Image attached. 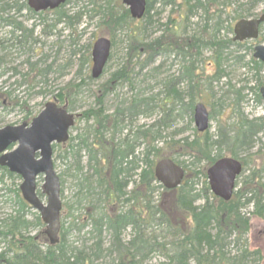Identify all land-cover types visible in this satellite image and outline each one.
I'll return each mask as SVG.
<instances>
[{"label": "trees", "instance_id": "1", "mask_svg": "<svg viewBox=\"0 0 264 264\" xmlns=\"http://www.w3.org/2000/svg\"><path fill=\"white\" fill-rule=\"evenodd\" d=\"M160 1L164 7L168 5L178 7L179 13L175 18L168 17L165 24L159 25L158 36L152 39H148L145 32L153 18L151 11L155 0L147 1L145 14L141 19L144 20V24L138 28L122 25L124 19H129L127 10L121 17H117L109 8L103 10L106 11L105 14L102 12L103 21L107 19L108 25H112L115 31L126 32L125 53L127 60L117 72L110 75L105 83V88H100L102 95L100 94L96 98L98 108L96 110L89 109L77 116V119L81 118L85 121V127L82 134L69 138L67 149L64 151V159L70 157L76 162L81 151H85L83 135L93 134L95 143L88 153L85 151L89 155L88 170L83 172V170L75 168L72 176L77 187L75 204L78 206V211L81 212L78 216L71 218L67 228L81 231L82 228L90 226L91 231L98 235L94 247H82L79 250L66 247L64 230L60 232V240L57 245L54 247L46 245L42 248L36 243L35 238L28 237L30 228L42 227L41 221L36 213H34V223L25 221L23 214L31 209L23 202L16 190L14 203L18 206L19 213L4 220L0 219V264H94L100 257L107 256L116 257L117 264H141L155 252H158L165 262L171 261L172 264H254L260 259L257 252L248 253L246 250V235L250 223L249 218L244 216L242 210L252 196L257 200L251 216L264 218V208L261 204L258 205L260 200H264V151L260 155L259 153L254 154L253 160H247L245 157L240 158V154L247 151L248 143L255 135L256 128L264 127V118L248 121L246 117L238 116L236 123H232L235 127L234 137L227 153L224 154H221L219 149L220 143L224 140L223 136H219L218 141H212L204 133L197 134L191 141L188 139L176 142L166 141L162 137L161 131L158 133L156 122L147 128L139 127L135 132L137 144L140 141L139 145L144 144L143 147L146 148V151L149 149L151 152L150 160L147 158L143 160L141 156L134 157V160H128V154L130 151L132 153V145L128 140H125V143L120 142L121 144L113 143L119 126L123 123L132 126L134 123L129 111L134 113L133 117L141 111L145 118H149L155 110H158L162 113L163 119L164 116L169 117L168 113L173 112L174 105L181 102L180 93L176 89H169L164 84L162 100L157 101L156 96L136 98L126 105V108L119 105L112 113L105 112L102 103L103 94L112 86L134 80L132 73L135 67H138L140 58L145 57L143 65H146L154 64L160 58L168 59L167 56L173 55L174 61L179 66V72L177 77L168 83H175L176 86L185 80L188 83L186 87L191 90L194 85H199L197 75L200 73V68L198 66L202 62V51L207 46L215 51L211 56L217 69L215 76L220 74L218 69L221 67L222 52L227 48L229 41L222 39L219 35L221 22L218 16L221 13H226L230 17L233 16L231 17L232 21H237L251 15L250 12L239 11V5L234 7L233 5L237 4L236 0ZM68 2L69 0L66 4ZM7 8V13L12 10L10 7ZM22 11L34 16L26 4L22 3L15 8L16 14H12L13 18L6 16V20H3L2 14H0V23L10 29L9 42L20 48H31L35 44L33 31L26 29L22 22L17 21L19 19L17 14ZM60 11H56V13L58 12L57 20H63L68 26H73L78 17L76 15L69 16L66 12L59 13ZM195 12L203 13L207 18L204 22L199 21L197 26L201 27L200 32L187 33L184 23ZM213 19L217 23L211 29L208 25L209 21ZM131 22L134 21L131 20ZM230 30L229 27L228 31L230 32ZM111 43L113 47V42L111 41ZM234 45L242 48L244 43H235ZM251 49L249 46L248 50L251 51ZM4 50L3 43H0V66ZM133 60L135 61L133 62ZM249 63L258 69L262 68V65L252 58L249 59ZM81 64L87 66L89 57L83 58ZM162 66L163 64L160 63L152 71H159ZM32 67L33 65H30V72L33 70ZM87 79L90 80V77ZM5 96L9 98L8 95ZM196 97L200 98V96ZM196 97L191 98L185 104L187 107L183 106L189 110L190 117L193 114V101ZM55 98V102L60 107L69 112L72 111L70 100L66 95L58 93ZM4 104L0 95V107L5 108ZM232 108L233 105L230 104L229 110L231 111ZM162 121L161 129L171 127L174 119H163ZM155 128L157 129L155 130ZM159 144H161L160 148H158ZM55 148L58 147L54 146L53 149L55 150ZM166 149L168 153L163 154ZM184 150L186 153H183ZM181 156H189L193 159L194 156H199L200 160L206 161V168L221 157L229 156L238 159L242 164V174L238 179L232 198L228 202H223L213 197L206 184L205 169L198 171L195 166H183L176 160ZM164 158L173 159L177 164L182 165L186 172L182 184L176 190H164L155 181L154 165ZM67 171L68 169H65L63 172ZM245 173H250V176L247 177L248 182L243 176ZM0 174L10 179H18L5 168L0 169ZM59 179L61 187L63 181L61 178ZM198 179L203 182L204 186L197 192L191 186L193 181ZM1 180L0 177V182ZM247 183H249L247 192L251 195L248 199L247 192L243 193V185ZM128 185H132V187L129 192L124 193V189ZM158 190H161V193ZM200 201L202 204L197 205V202ZM66 207L71 209L67 204ZM60 227L61 229L65 227V223L62 224L61 220ZM127 228L131 229L134 236L124 242L123 233ZM103 233L108 234L107 241L105 238L103 241L100 238ZM168 237L175 238V240L170 241ZM6 241L14 242L19 248L14 255L8 256L10 249L4 248L2 244ZM103 242L106 245H103ZM231 243L239 246L240 253L233 256L227 253L226 256L220 257L219 251Z\"/></svg>", "mask_w": 264, "mask_h": 264}, {"label": "rangeland", "instance_id": "2", "mask_svg": "<svg viewBox=\"0 0 264 264\" xmlns=\"http://www.w3.org/2000/svg\"><path fill=\"white\" fill-rule=\"evenodd\" d=\"M21 5L26 4V0H0V3ZM237 7L239 5L242 13L250 12L251 18H255L264 12L263 0H236ZM109 8L117 17L124 15L126 7L122 5L121 0H69L64 7L58 9L61 12H66L67 15H76L78 19L74 22V29L71 31L68 27L62 25H56L54 22L58 19V12L47 11L40 13L38 16H29L25 11L19 12L18 21L23 23V26L33 31V37L35 38V44L31 49H17L5 51L2 54L6 55L4 58V64L0 68V95L4 100L5 108L0 107V128L6 126H19L21 124H28L38 113L44 108V105L49 102L56 101L55 96L58 93L66 95L70 100L72 107L71 113L74 115H81L89 109H97L96 98L98 95H102L100 86L105 84L110 75L117 69H120L124 60V53L126 51V38L125 32L115 31L112 25H108V20L103 21L102 15L105 14L104 9ZM102 11L104 12L102 14ZM101 12V13H100ZM179 13L178 7H164L161 4H154L151 15L154 18V26H147V37L152 39L158 36L157 26L163 25L167 22V18L172 19ZM199 13V12H198ZM10 14H16L15 10H12ZM41 16V17H39ZM23 17H27L23 18ZM230 17V16H229ZM231 17H233L231 15ZM13 18V16H12ZM249 17H246L247 19ZM159 20V21H158ZM143 21L138 23L131 22L130 19H124L122 25H128L129 28L133 26L142 27ZM193 20L192 22H194ZM158 22V23H157ZM236 21L228 20L225 23V27H230V32L225 33L226 38L231 39L233 37L232 27ZM199 21L190 24L189 20L184 23L185 31L187 33L192 31L200 32L201 27L197 26ZM159 24V25H158ZM187 25V26H186ZM72 26V27H73ZM9 28H3L0 26V38L7 37ZM152 32V34H151ZM99 37H105L113 42V47L110 52V60L107 64L106 72L98 80H88L91 73L90 51L92 44ZM223 37V36H221ZM225 37V35H224ZM264 45V25L261 26L258 39L255 41H249L244 43V47L241 50H235L232 47L224 49L221 58V67L218 69L223 78L218 80V76H215L217 69L215 68L214 60L211 58L214 49L207 46L202 51V62L199 64L200 73H198V82L201 88L200 98H195L193 103H202L205 105L208 115L210 117L209 128L204 132L207 135H216L217 129H229L236 123L237 112H242L243 116L248 120L264 118V102L259 96V89L264 87V68L255 74L254 71L246 68V64L249 63L252 51L248 50L256 45ZM89 57V66L80 68V60L82 58ZM237 57H242L239 59ZM30 63H36V68L33 66L32 72H30ZM160 63L163 64L159 73L155 76L147 74V77L140 76L138 67L133 70L132 76L136 87L130 89L127 86H112L111 90L105 94L103 98V107L107 113L114 111L115 107H118L125 100L130 99L134 95H141L145 97L156 96L159 99H163V90L159 86V81L176 76L179 72V66L177 62L170 59L160 58L155 61L151 66L154 69ZM49 70L46 74L41 73V70ZM202 69V72H201ZM144 73V72H143ZM151 73V71H150ZM215 73V74H214ZM255 74V75H254ZM153 75V74H152ZM210 83L205 85V83ZM230 83V88L227 85ZM234 86L235 88L231 87ZM185 87V86H183ZM241 88L240 95L233 94L232 91ZM99 91V92H98ZM98 92V93H97ZM248 92V93H247ZM8 95L9 98H6ZM235 98L239 106L235 105ZM58 99V98H57ZM220 100L223 101L222 107L226 108L227 105L234 104L232 110L229 108L222 110L219 105ZM154 114V113H153ZM189 110L183 106H175L173 109V123L168 129H165L162 133V137L166 141H181L183 139H191L197 134L193 117ZM155 117H161V112L158 111ZM153 117L141 118L139 122L133 124V126L146 127L152 122ZM152 119V120H151ZM157 119V118H155ZM154 121V120H153ZM85 127V121L81 118L75 120L74 127L70 132V138L76 135L82 134ZM254 148L250 151L252 155L262 154L264 151V132L257 135ZM68 143L64 146L58 145L53 151V165L56 174L61 178L63 184L61 186V213L60 220L62 224L65 223V227L71 221L72 217L79 215L78 206L75 202L77 200L74 187L75 181L72 180L74 174L73 160L68 157L64 159V151H66ZM161 147L159 144L158 148ZM168 153V150H164L163 154ZM183 153H186L185 150ZM227 153L226 148L222 152ZM85 153L81 154L82 165L84 166L86 157ZM243 156V155H242ZM241 156V157H242ZM181 156L176 158L178 162L185 167L195 166L196 170L206 169V161L200 160L199 156ZM249 167V164H248ZM65 169H68L66 173ZM86 169L83 168V172ZM205 172V170H204ZM0 219H5L8 215H13L16 210L14 204V190L20 185L21 179H10L7 176L0 174ZM17 177V176H15ZM201 182V181H200ZM42 178L39 177L36 182V188L38 193L41 191ZM201 183L196 187L200 189ZM131 188V186L129 187ZM75 189V190H74ZM20 195V193H19ZM21 197V195H20ZM42 201L46 202V197L42 195L40 197ZM202 201L198 202L201 204ZM70 206L71 209L66 207ZM83 206V205H82ZM247 212V211H246ZM245 212V213H246ZM34 211L31 209L27 212L25 221L28 223H34ZM37 214V213H36ZM64 222V223H63ZM264 227V218L254 217L250 219L248 233L246 235V250L248 253L257 252L260 259L254 264H264V234L258 235L256 229ZM44 231V225L42 227L30 228L28 233L29 237H38L42 240V232ZM90 231V227L86 226L81 229L80 233L71 232L69 236L65 238L66 247H72L75 249H81L84 240L85 248L90 247L93 241L87 232ZM127 237V236H126ZM126 239V238H125ZM108 240V237H105ZM227 253L230 256L238 255L240 248L237 245L231 243L226 247ZM161 262V258H150L146 264H158ZM101 260L94 264H100ZM253 264V263H251Z\"/></svg>", "mask_w": 264, "mask_h": 264}, {"label": "water", "instance_id": "3", "mask_svg": "<svg viewBox=\"0 0 264 264\" xmlns=\"http://www.w3.org/2000/svg\"><path fill=\"white\" fill-rule=\"evenodd\" d=\"M66 0H27V7L38 13L59 8ZM133 20H140L145 13L146 0H121ZM264 23V13L256 19L240 20L233 26V41L256 40L259 26ZM110 41L98 38L91 48V77L97 78L109 57ZM253 59L264 64V46L253 47ZM264 102V87L259 90ZM193 121L198 132L208 128V113L202 104L193 111ZM74 125V117L65 109L49 102L34 117L29 125L6 126L0 128V167L21 179L19 191L25 203L39 214L45 226L44 234L49 243H58L61 211L60 182L52 164V145L64 144ZM241 173L240 163L233 158H221L206 170L210 192L227 202L230 200L236 178ZM43 178L41 191L46 197L44 204L36 194V180ZM184 176L182 167L170 159H162L154 166L155 180L167 190H174L181 184Z\"/></svg>", "mask_w": 264, "mask_h": 264}, {"label": "bare ground", "instance_id": "4", "mask_svg": "<svg viewBox=\"0 0 264 264\" xmlns=\"http://www.w3.org/2000/svg\"><path fill=\"white\" fill-rule=\"evenodd\" d=\"M147 1L148 0H146V3H147ZM26 2H27V0H26ZM66 2H67V0L65 1V3L63 4V5H61L60 7H59V9L60 8H62V7H64V5L66 4ZM160 0H155V4H160ZM18 6H20V5H15L14 6V4H7V3H4V2H2V3H0V14H2V19L3 20H6V16H8V17H12V15L10 14V12L12 11V10H15V8L16 7H18ZM26 6H27V4H26ZM7 7H10L12 10L10 11V12H8L7 13V10H8V8ZM167 7H170V8H172V7H174L173 5H168ZM28 8V7H27ZM29 9V8H28ZM145 9H146V4H145ZM3 10V12H1ZM30 10V9H29ZM32 11V10H31ZM33 12V14H34V16H38L40 13H43V12H46V11H43V12H38V13H36V12H34V11H32ZM103 12V11H102ZM26 14H28L27 12H26ZM29 15V14H28ZM192 16H189L188 17V19L187 20H189V22H190V24H193V23H195V22H197V21H200V22H204V20L207 18L206 17V15H204L203 13H197V12H195L194 14H191ZM29 16H32V15H29ZM251 16V15H250ZM39 17H41V16H39ZM153 17V16H152ZM23 18H26L27 19V17H23ZM154 18L155 17H153L151 20H150V22H149V25H147L148 26V28H149V26H154ZM250 19H252L251 17H249ZM129 19L130 20H132L133 21V19H131L130 17H129ZM218 19L220 20V22H221V24H220V32H219V35H220V37L221 36H223V37H221L222 39H226L227 41H229V44H227V48H228V46L229 47H232V48H234L235 50L237 49V50H241L240 48H238V47H236L235 45L233 46V44H235V43H238V42H234L233 40H232V38L231 39H228V38H226L227 36H226V32H227V34H228V28H226L225 27V23L228 21V20H232V18L231 17H229L226 13H221L219 16H218ZM193 20H195L194 22H192ZM18 21V20H17ZM159 21V20H158ZM158 23V22H157ZM216 23H217V21L215 20V19H213V20H210L209 21V28H213V27H215V25H216ZM56 25H62V26H64L65 28L66 27H68L69 29H71V31L74 29V27L75 26H68L67 24H65L64 23V21L63 20H57L56 22H54V27L56 26ZM159 25V24H158ZM0 26L1 27H3V28H8V27H6V26H4V24H1L0 23ZM151 26V27H152ZM187 26V25H186ZM261 26H262V24L259 26V29H261ZM157 28H158V26H157ZM187 28V27H186ZM146 29H147V27H146ZM10 30V29H9ZM117 32H120V31H117ZM122 32H124V31H122ZM146 32H147V30H146ZM145 32V33H146ZM158 32V31H157ZM126 33V32H125ZM151 34H152V32H151ZM10 34H9V31L7 32V37H2V38H0V43H3V45H4V51L3 52H5V51H8V50H11L12 48H17L18 47V45H14V44H12V42H9V38H10V36H9ZM147 35V34H146ZM224 35H225V37H224ZM125 38H126V35H125ZM225 40V41H226ZM126 41H127V38H126ZM243 43H245V42H243ZM238 44H241V43H238ZM34 45V44H33ZM245 46V45H244ZM243 46V47H244ZM33 47V46H32ZM31 47V48H32ZM25 48H27L28 50L29 49H31V48H28V47H25ZM249 48V47H248ZM17 49H24V48H20V47H18ZM251 51H252V49H251ZM251 54H253V51H252V53ZM5 56L6 55H3V60H2V64H1V66H0V68L3 66V64H4V58H5ZM110 58H111V56H110V54H109V57H108V59H107V61H106V63H105V65H104V67H103V70H102V72H101V74L97 77V78H95V79H93L91 76H90V79L91 80H98L100 77H102V75L106 72V70H107V64H108V61L110 60ZM167 58L168 59H172V60H175V58H174V56L173 55H169V56H167ZM237 58H239L240 59V57H237ZM251 58L253 59V57H252V55H251ZM83 59V58H82ZM82 59L80 60V68H82V67H84L81 63H82ZM143 59L145 60V57H142V58H140L139 59V61H138V67H139V73H140V76H144L145 78L147 77V74H149V75H151V77L152 76H155V75H157L158 73H159V71H152V69H151V66L153 65V64H146V65H143ZM127 60V58H126V53H124V60H123V63H122V65L124 64V62ZM253 60H255V59H253ZM135 60H133V62H134ZM255 61H257V60H255ZM90 62H91V51H90ZM257 62H259V61H257ZM261 65H262V68H264V64L263 63H261V62H259ZM90 64V63H89ZM89 64L87 65V66H89ZM30 65H36V63H30ZM246 68H249L250 70H252V71H254L255 72V74L257 73V72H259V71H261L262 70V68H259L258 69V67H256V66H254V65H252V64H250V63H247L246 65ZM157 67V66H156ZM91 68H92V62H91ZM155 68V67H154ZM49 70V68H47L46 70H41V73H44V74H46V72ZM118 70V69H117ZM117 70L115 71V72H117ZM159 70V69H158ZM150 71H151V73H150ZM115 72H113V73H115ZM144 72V73H143ZM153 74V75H152ZM254 74V75H255ZM133 77V76H132ZM177 77V75L176 76H171L170 78H167V79H163L162 78V80L161 81H159V86L162 88L163 86H164V84H166L168 87H169V89H176L179 93H180V95H181V102H178L177 104H175V106H177V105H179V106H184L185 104H187V102L188 101H190L191 100V98H193V97H196V96H200V94H201V88H200V84L199 85H194L193 86V88L191 89V90H189V88L188 87H186L187 86V81H183V82H180V84H177L176 86H175V83H168V81H170L171 82V80L173 79V78H176ZM221 78H223V76H221V74H219V76H218V80L219 79H221ZM210 83L208 82V83H205V85H209ZM127 86V87H129L130 89H134L135 87H136V85H135V83H134V81L132 80V81H130V82H125V83H121V84H118V86ZM227 85L229 86V88H230V83L229 82H227ZM115 86H117V85H115ZM114 86V87H115ZM183 86H185V87H183ZM231 87H233V88H235L234 86H232L231 85ZM100 88H105V84H103V85H101L100 86ZM111 89H109L108 91H110ZM162 90H163V88H162ZM240 90H242L241 88H238V89H236V90H233L232 91V93L234 94H236L237 96L238 95H240ZM108 91L106 92V93H104L103 94V96H105V94H107L108 93ZM161 93H164L163 91L161 92ZM192 93V94H191ZM248 93V92H247ZM195 95V96H194ZM104 98V97H103ZM138 99V98H144L143 96H141V95H139V94H137V96L136 95H134V96H132L130 99H128V100H125L124 102V104H126V105H128L129 103H131V101L132 100H134V99ZM162 98H164V94H163V97ZM155 99L157 100V101H159V100H162V99H159L158 100V98L157 97H155ZM103 100V99H102ZM239 99L238 98H235V100H233V102L232 103H234L235 102V105L236 106H238V107H240L239 106V104H238V101ZM220 102V104L221 105H219L220 106V108L222 109V110H224V109H226V108H229L230 106L229 105H227L226 106V108H224V107H222V104H223V101L222 100H220L219 101ZM231 103V104H232ZM197 104H202V103H195L194 104V107H195V105H197ZM121 105H123V103L121 104ZM126 105H124L123 106V108H126L127 106ZM203 105V104H202ZM232 105H234V104H232ZM204 107H205V105H203ZM185 107H187L186 105H185ZM116 108H118V107H115V109ZM103 109H104V107H103ZM114 109V110H115ZM205 109H206V107H205ZM90 110H96V109H90ZM105 110V109H104ZM193 111H194V108H193ZM207 111V110H206ZM105 112H106V110H105ZM158 112V110H155L154 111V114L153 115H151V117H155V115H156V113ZM112 113V112H111ZM129 114H131L130 115V117H131V119L133 118V121H134V123H136V122H139V120L141 119V118H145V116L142 114V112L141 111H139L138 112V114H137V116H135V117H133L134 116V113H132V112H130L129 111ZM169 114V117H166V116H164V120H172L173 119V112L171 111V112H169L168 113ZM238 116H242V117H244L243 116V113L242 112H237V117ZM162 117H163V115H162V113H161V117H155V118H157V119H155V118H153V120H152V122L147 126V127H149V126H151L153 123H157L156 125H157V127H158V133H159V131H161V135H162V133L164 132V130L165 129H168V128H163V129H161L162 127H163V119H162ZM192 117H193V114H192ZM248 121H252V120H248ZM194 122V121H193ZM209 122H210V117H209V115H208V128H209ZM133 123V124H134ZM133 124H132V126H129V124L128 123H123L121 126H119V129H118V133L116 134V136H115V138L113 139V143L114 144H118V143H125V140H128V142H129V144L130 145H132V153H131V151H130V153L128 154V160H134L133 158L134 157H137V156H141V158H143V160H144V158L146 159H149L150 160V158H151V152L149 151V149L146 151V148H144L143 146H144V144L143 145H139V142H138V144H137V142H136V140H135V132H136V130H137V128H139V127H141V126H133ZM21 125H23V124H21ZM20 126V125H19ZM208 128H207V130H208ZM234 128L235 127H231V128H229V129H225V130H221L220 128H218L217 129V133H216V135H208V137H210L211 138V140L212 141H218L219 140V136H223V138H224V140H223V142H219L221 145H220V151H221V154H223L222 152H223V150L226 148V150H228V147H229V145L231 144V142H232V139H233V137H234ZM157 128H155V130H156ZM161 129V130H160ZM256 132H255V135L252 137V139L250 140V142L248 143V146H247V151H243L242 152V154H240L241 156H240V158H244L245 157V159H251V160H253L255 157H254V155H252L251 153H250V151L254 148V144H256L255 143V140H257L256 138H257V135H259V134H261V133H263L264 132V127L263 126H259L258 128H256V130H255ZM71 132V131H70ZM70 132H69V138H70ZM93 134H91V135H83V138L85 139V151L88 153L89 152V150L91 149V146L95 143V140L93 139ZM120 143V144H121ZM58 145H60V146H64L65 144H55L54 146H58ZM53 146V147H54ZM53 151H54V149H53ZM85 151H81V153L80 154H82V153H85V156L84 157H86V161H85V164H84V166L82 165L83 163H82V157H81V155L76 159V162L73 160V165H74V167L75 168H78V169H80V170H83V168L84 169H86V170H88V168H87V160H88V158H89V155H87V153L85 152ZM221 158H223V157H221ZM220 158V159H221ZM235 160H237V161H239L238 159H235ZM1 168H3V167H0V169ZM154 170V169H153ZM185 175H186V172L184 173ZM184 175V176H185ZM73 176V175H72ZM243 176H245L246 177V182H248V179H247V177H249L250 176V173H245ZM41 177V176H40ZM42 178V177H41ZM133 179H135V178H133ZM73 180V179H72ZM75 181V180H74ZM156 181V180H155ZM157 182V181H156ZM237 182H238V180H237ZM237 182H236V184H237ZM44 183V181H43V178H42V184ZM158 183V182H157ZM201 183V188L204 186L203 185V182H200V180L198 179V180H195V181H193V185L191 186L192 187V189H195L197 192L199 191V190H201V188L200 189H197L196 187H198V185ZM206 184H207V182H206ZM248 184L249 183H247V184H244L243 185V193L245 194L247 191H248ZM159 185V184H158ZM20 186V185H19ZM19 186H17V188L14 190V192L16 191V190H18V192H20L19 191ZM131 187H132V185H130ZM129 185L124 189V193H127V192H129L130 191V189L131 188H129L130 187ZM207 186H208V184H207ZM74 187H76V181H75V184H74ZM208 189H209V187H208ZM75 190V189H74ZM158 192L159 193H161V190H158ZM209 193L214 197V195L210 192V190H209ZM77 194V187H76V192H75V195ZM251 194V193H250ZM251 195H249V192H247V194H246V197H247V199L250 197ZM251 198V200L250 201H248V202H246V205H245V207H244V209L242 210V212H243V214H244V216L246 217V218H249V219H251V218H254V216H251V214H252V211H254V206L256 205V200H257V198H252V196L250 197ZM198 203V202H197ZM15 204V203H14ZM202 204V203H201ZM261 204V206H263L262 208H264V200L262 201V200H260V202L258 203V205H260ZM16 205V204H15ZM197 205H199V204H197ZM247 211V212H246ZM246 212V213H245ZM263 212H264V209H263ZM17 213H19V211H18V206L16 205V210L14 211V213H13V215H8V217L9 216H15V214H17ZM264 214V213H263ZM24 216L23 217H26V215H27V212L26 213H24L23 214ZM7 217V218H8ZM7 218H5V219H7ZM1 220H4V219H1ZM28 223V222H27ZM88 227H90V226H88ZM44 229H45V226H44ZM65 230V231H64ZM61 231H64V239L67 237V236H69V234H71V232H76V233H80V231H78V230H70L69 228H67V227H64V228H62L61 229V227L59 228V233H58V243H59V240H60V232ZM87 235H89L90 237H91V239H88L90 242L91 241H93V243L90 245V247L92 246V247H94V245H95V243H96V241L98 240V235H96V232H94V231H91V227H90V231L89 232H87ZM30 235H29V233H28V237H29ZM108 236V234H106V233H103V235H101V239H102V241L104 240V238L105 237H107ZM127 236V237H126ZM134 236V234L132 235V231H131V229L130 228H127V229H125V232L123 233V240H124V242H127L128 240H130V239H132V237ZM33 237V236H32ZM33 238H35L34 240L36 241V243H38L39 245H41L42 246V248L43 247H45L46 245H48V246H50V247H54L55 245H57V244H55V245H51L50 243H49V241H48V239H47V237H46V235L44 234V231L42 232V236H41V238H42V241H41V239H39L38 237H33ZM126 238V239H125ZM8 239H9V237H8ZM7 239V240H8ZM168 239L170 240V241H174L175 240V238H169L168 237ZM228 240H231V239H228ZM86 241L87 240H84L83 241V245H82V247L83 246H85V243H86ZM107 241V240H106ZM232 241V240H231ZM3 244V247L4 248H9L10 249V252H8V256H11V255H14V253L15 252H17V249H19V248H17V246L15 245V243L14 242H12V241H6L5 243H2ZM103 245H106L104 242H103ZM230 245V244H229ZM224 246H226L225 244H224ZM87 248H89V247H87ZM31 250H32V247L30 248ZM229 254V253H228ZM219 255H220V257L221 256H226L227 255V251H226V247L224 248V249H221L220 251H219ZM161 258V262L160 263H167V264H172V262L171 261H169V262H165V260L162 258V256L158 253V252H155V253H153V254H151L150 255V258ZM245 257H247V255H245ZM149 258V259H150ZM149 259L147 258L146 260H144L141 264H146L148 261H149ZM99 260H101V263L100 264H117L116 262H117V260H116V257H113V256H107V257H100L98 260H96L95 262H97V261H99ZM160 263H158V264H160Z\"/></svg>", "mask_w": 264, "mask_h": 264}, {"label": "flooded vegetation", "instance_id": "5", "mask_svg": "<svg viewBox=\"0 0 264 264\" xmlns=\"http://www.w3.org/2000/svg\"><path fill=\"white\" fill-rule=\"evenodd\" d=\"M256 232L258 235L264 234V227H261L260 229H256Z\"/></svg>", "mask_w": 264, "mask_h": 264}]
</instances>
